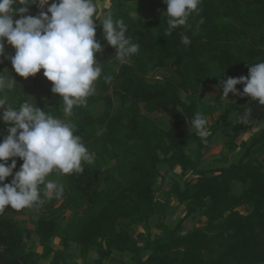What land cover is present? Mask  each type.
I'll return each mask as SVG.
<instances>
[{"label": "trees", "instance_id": "obj_1", "mask_svg": "<svg viewBox=\"0 0 264 264\" xmlns=\"http://www.w3.org/2000/svg\"><path fill=\"white\" fill-rule=\"evenodd\" d=\"M98 1L96 39L103 52L96 59L103 66L87 104L65 117L62 98L42 79L44 70L33 77L46 93L37 106L74 124L94 163L85 164L82 174L55 175L64 193L31 208L33 226L16 217L27 208L0 213L1 264H264V158L254 156L256 148H264V105L250 96L241 102L217 98L213 109L220 103L223 111L207 124L211 134L201 138L191 124L196 113L202 115L203 86L249 77L251 65L264 61V0H203L170 36L163 0H112L104 16ZM135 3L149 10L145 19L132 14ZM39 12L31 5L24 15ZM108 12L124 20L126 34L139 45L138 53L123 62L103 36L101 21ZM183 36L190 38L189 45L182 43ZM4 44L0 73L6 69V76L11 72L18 81L8 93L18 107L29 100L21 90L28 84L5 66L15 49L6 38ZM244 87L238 84V91ZM256 121L263 123L239 142ZM7 128L0 121V142ZM223 137L229 148L223 163H204V149ZM192 143L196 147L190 153ZM15 159L19 171L23 160ZM110 161L116 162L115 173L104 167ZM170 176L177 180L168 184ZM174 201L185 213L172 226L166 218ZM188 218H196L192 227L185 224ZM156 219L163 235H153ZM141 224L147 228L136 234ZM58 238L62 247L55 248ZM38 239L42 251L31 246Z\"/></svg>", "mask_w": 264, "mask_h": 264}, {"label": "clouds", "instance_id": "obj_2", "mask_svg": "<svg viewBox=\"0 0 264 264\" xmlns=\"http://www.w3.org/2000/svg\"><path fill=\"white\" fill-rule=\"evenodd\" d=\"M163 2L168 17L165 32L170 36L174 29L188 23L203 0ZM31 5L39 7V15H24ZM18 15L20 18L16 19ZM97 15L95 0H0V64L5 58L6 38L15 49V55L7 57L14 72L27 79L43 69V75L53 83L52 92L62 98L65 117L70 116L75 107L87 104L101 77L103 64L97 61L96 54L102 53L103 48L96 39ZM101 23L104 39L116 50L117 60L123 62L138 53L139 45L126 34L128 28L123 19H114L108 12ZM182 43L189 45L191 40L183 36ZM6 73V69L0 73V118L6 125L14 126L7 128L8 135L0 142V213L8 208L40 206L45 198L62 197L64 186L48 177L54 173L82 174L84 165L93 164L95 159L76 134L75 125L66 118H57L30 100L18 107L10 103L8 93L16 90L18 81L11 72L10 76ZM238 84L245 85L243 93L238 91ZM221 87V98L225 100L233 93L250 96L264 105V61L251 65L249 77L221 80L217 88ZM247 117L245 113L242 119ZM191 124L199 137L211 134L208 121L200 113L195 114ZM17 157L23 160L19 171H15ZM13 176L11 183H6Z\"/></svg>", "mask_w": 264, "mask_h": 264}, {"label": "rangeland", "instance_id": "obj_3", "mask_svg": "<svg viewBox=\"0 0 264 264\" xmlns=\"http://www.w3.org/2000/svg\"><path fill=\"white\" fill-rule=\"evenodd\" d=\"M100 7H101V12L100 15L104 16V9L109 7L112 3V0H99L98 1ZM44 11H47V6L45 7ZM149 13V10L142 5L139 4H133L132 6V14L135 17H141L143 19H145L147 17ZM50 15V14H49ZM5 66L7 68H11L13 67L12 64H5ZM11 75V73H10ZM9 75V76H10ZM43 81L48 84V85H52L53 83L51 81H49L46 77H42ZM26 83V87H22V92H24L25 94H27L29 96V100L32 101L33 103H40L42 102L44 99L46 100V93L44 92V90H41L37 84L34 82L33 77H28L25 80ZM29 85H32L29 86ZM217 85L219 84H207L206 86H203V88L201 89V96H202V100L204 101V106L201 110V113L203 115L204 118H206V120L208 121V124L213 123L218 117L219 114L223 111L219 109L222 108V104L218 103V106L220 107L218 110H214L213 106L216 103V99L217 98H221L223 96V88H217ZM238 89V85L236 86ZM184 96V94H183ZM223 99V98H222ZM224 101H228V100H234L236 102H241L244 100H247V96L246 95H236L233 93H229V96L225 99H223ZM230 118L231 119H235L236 118V114L235 113H231L230 114ZM262 121H256L255 125L251 128H249V130H247L246 132H244L239 138L238 141L241 142L242 140H248L251 136V132L253 130H257L261 125H262ZM6 125V124H5ZM11 126V125H10ZM6 127V126H5ZM228 139V136L225 137V140ZM196 147V143H192L190 145H188V152L192 153L194 148ZM229 152V148L228 146L225 144L224 141V137L223 139L221 138H216L212 145L209 148L204 149V163L208 164V165H216V164H220L223 163L222 161V156L227 154ZM254 156H259V157H263L264 158V148L263 147H258L256 148V150L254 151ZM232 157V156H231ZM232 159L234 160L235 157L233 156ZM10 161V160H9ZM11 162V161H10ZM8 162V164L10 163ZM116 162L115 161H110V162H106L104 165V167H110L111 170L115 173L116 172ZM225 165H229V163H225ZM180 168L178 167L176 169V172H180ZM55 175L57 174H52L50 180L55 181ZM177 180L176 176H170V178L168 179V184L172 181ZM163 187V186H162ZM164 189V188H163ZM236 189L238 191H240L241 186L240 184L237 185ZM159 197H164L165 195H163V192L160 191V193L158 194ZM59 205V204H58ZM174 206L170 209V211L168 212L167 218H166V222L172 226H174L177 221L180 219L181 216L184 215L185 213V207L184 205H180L177 204L176 201H174ZM243 209V208H242ZM34 210H32L31 208H27L26 211L22 214H17L16 217H18L20 220H24L26 222V224L33 226V212ZM35 212V211H34ZM194 220H196V218H188L185 221V224L187 225V227H192V225L194 224ZM156 221H153V225H152V231H153V235H163L164 231L163 230H159L156 226ZM147 228V226L145 224H141L137 231L135 232L136 234L138 233V231H145ZM33 245V246H32ZM32 248H36L38 251H42L43 250V244L41 242V239H38L37 241H35L34 243L31 244ZM53 246L55 248H60L62 247V245L60 244V239H55V241L53 242ZM75 248V246H74ZM77 248H75V251ZM3 250V247H0V254ZM75 254L74 253H69L67 255V258L69 260H74L75 259ZM126 260H128V256H124ZM80 259V258H79ZM84 259H80V261H82ZM43 262H47V260L42 259ZM1 264V261H0Z\"/></svg>", "mask_w": 264, "mask_h": 264}, {"label": "crops", "instance_id": "obj_4", "mask_svg": "<svg viewBox=\"0 0 264 264\" xmlns=\"http://www.w3.org/2000/svg\"><path fill=\"white\" fill-rule=\"evenodd\" d=\"M9 102L13 104V101H12V99H11L10 96H9ZM0 117H2V113H1ZM0 121L2 122V124H3L4 126H6V127H10V125H5V123L3 122L2 118H0ZM255 150H256V149H255ZM106 264H113V263H112V262H108V263H106Z\"/></svg>", "mask_w": 264, "mask_h": 264}, {"label": "water", "instance_id": "obj_5", "mask_svg": "<svg viewBox=\"0 0 264 264\" xmlns=\"http://www.w3.org/2000/svg\"><path fill=\"white\" fill-rule=\"evenodd\" d=\"M96 175H98V173H96Z\"/></svg>", "mask_w": 264, "mask_h": 264}]
</instances>
